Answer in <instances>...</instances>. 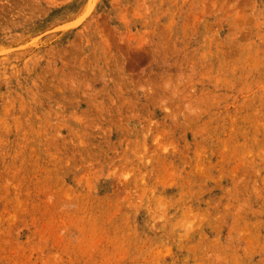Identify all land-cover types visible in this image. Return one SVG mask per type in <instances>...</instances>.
Returning <instances> with one entry per match:
<instances>
[{"label": "rangeland", "instance_id": "374dc122", "mask_svg": "<svg viewBox=\"0 0 264 264\" xmlns=\"http://www.w3.org/2000/svg\"><path fill=\"white\" fill-rule=\"evenodd\" d=\"M0 264H264V0H0Z\"/></svg>", "mask_w": 264, "mask_h": 264}]
</instances>
